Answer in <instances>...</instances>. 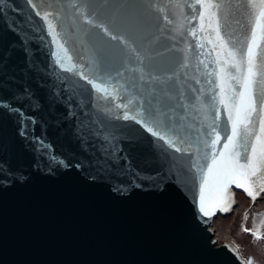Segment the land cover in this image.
<instances>
[{
	"label": "snow or ice",
	"instance_id": "6c2138e0",
	"mask_svg": "<svg viewBox=\"0 0 264 264\" xmlns=\"http://www.w3.org/2000/svg\"><path fill=\"white\" fill-rule=\"evenodd\" d=\"M24 9L17 6L22 19L0 15V69L24 53L20 71L46 90L45 101L30 84L13 90L15 77L5 73L0 117L13 116L38 155L53 145L30 136L41 121L17 104L36 111L46 102L55 126L67 121L64 135L84 153L74 165L58 154L50 162L118 177L119 194L141 187L153 169L166 176L161 193L183 189L209 220L232 211V185L252 202L264 194V0H24ZM8 32L16 39L5 44ZM41 32L46 43H38ZM258 215L252 228L241 224L254 243L264 240ZM224 247L254 264L239 245Z\"/></svg>",
	"mask_w": 264,
	"mask_h": 264
},
{
	"label": "water",
	"instance_id": "95a60500",
	"mask_svg": "<svg viewBox=\"0 0 264 264\" xmlns=\"http://www.w3.org/2000/svg\"><path fill=\"white\" fill-rule=\"evenodd\" d=\"M17 6L24 9V0H3L0 15L22 19L23 12L17 11ZM39 36L43 41L38 43L47 42L46 32ZM14 39L8 32L5 44ZM186 39L195 43L191 37ZM37 46L33 44V48ZM36 55L47 60L40 53ZM24 61V53L17 51L6 68L0 69V76L15 77L14 81L9 79L13 90L30 84L44 102L46 90L37 88L20 71ZM195 74L193 60L189 75ZM52 82L57 83L55 78ZM57 86L63 90L64 86ZM4 95L7 98L11 93ZM16 106L41 121L29 126L30 136L43 135L53 147L38 155L31 140L20 136L15 118L7 113L0 117V264H240L224 247L233 243L215 237L213 221L233 211L238 192L248 197L242 189L232 185V211L217 212L210 220L196 214L191 195L183 189L171 187L161 193L166 176L157 177L153 169L138 179L141 187L129 186L119 194L112 190L118 177L66 169L49 161V155L58 154L74 165L84 153L64 135L62 128L68 127L67 121L61 128L55 126L46 102L36 111ZM73 153L76 160L71 158Z\"/></svg>",
	"mask_w": 264,
	"mask_h": 264
},
{
	"label": "rangeland",
	"instance_id": "374dc122",
	"mask_svg": "<svg viewBox=\"0 0 264 264\" xmlns=\"http://www.w3.org/2000/svg\"><path fill=\"white\" fill-rule=\"evenodd\" d=\"M236 197L238 202L233 211L228 215H219L214 219L215 237L218 241L227 239L239 245V253L244 259L251 256L254 259V264H264V240L254 243L250 234L241 232L242 223L245 227L252 228L254 218L257 223L259 222L261 217L258 214L264 213V197L253 204L242 193H238ZM246 211L248 219L244 221L243 216Z\"/></svg>",
	"mask_w": 264,
	"mask_h": 264
},
{
	"label": "flooded vegetation",
	"instance_id": "af4514ba",
	"mask_svg": "<svg viewBox=\"0 0 264 264\" xmlns=\"http://www.w3.org/2000/svg\"><path fill=\"white\" fill-rule=\"evenodd\" d=\"M238 193H239V192H238ZM238 193H237V194H238ZM240 194H241V193H240ZM243 195H244V194H243ZM244 196H245V195H244ZM245 197H246V196H245ZM262 197H264V195H263ZM262 197H261V198H262ZM246 198L249 199L250 203H252V204L254 203V202L251 201V199H250L249 197H246ZM261 198H258L256 201H258V200L261 199ZM256 201H255V202H256Z\"/></svg>",
	"mask_w": 264,
	"mask_h": 264
},
{
	"label": "bare ground",
	"instance_id": "6f19581e",
	"mask_svg": "<svg viewBox=\"0 0 264 264\" xmlns=\"http://www.w3.org/2000/svg\"><path fill=\"white\" fill-rule=\"evenodd\" d=\"M230 241V240H229ZM231 242V241H230ZM232 243V242H231Z\"/></svg>",
	"mask_w": 264,
	"mask_h": 264
}]
</instances>
